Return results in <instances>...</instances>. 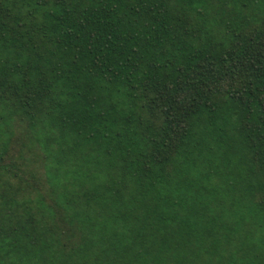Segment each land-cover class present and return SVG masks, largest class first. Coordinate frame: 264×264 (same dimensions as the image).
Instances as JSON below:
<instances>
[{
  "label": "trees",
  "instance_id": "1",
  "mask_svg": "<svg viewBox=\"0 0 264 264\" xmlns=\"http://www.w3.org/2000/svg\"><path fill=\"white\" fill-rule=\"evenodd\" d=\"M0 264H264V0H0Z\"/></svg>",
  "mask_w": 264,
  "mask_h": 264
}]
</instances>
